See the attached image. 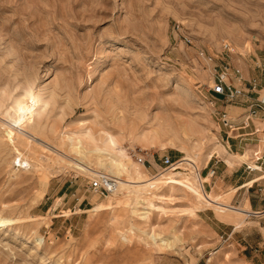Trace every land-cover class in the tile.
Segmentation results:
<instances>
[{"label":"rangeland","instance_id":"obj_1","mask_svg":"<svg viewBox=\"0 0 264 264\" xmlns=\"http://www.w3.org/2000/svg\"><path fill=\"white\" fill-rule=\"evenodd\" d=\"M225 66L228 83L248 89L254 79L255 89L264 88V0H0V216L17 218L0 228V264H264L260 251L253 263L242 257L251 256L244 245L253 250L260 240L255 229L264 236V216L202 207L196 202L201 190L212 192L207 183L192 196L180 185L148 184L139 200L116 183L111 207L94 214L86 209L107 201L88 188L95 175L72 165L79 158L75 151L57 155L38 145L90 129L116 139L135 163L134 150L146 153L148 162L139 164L143 180L170 169L160 162L163 154L177 161L195 158L202 175L211 168L207 152L220 145L225 154L211 162L223 163L235 154L226 140L239 139L217 112L238 124L247 117L237 108L240 97L227 100L211 91L214 75ZM22 97L33 101L24 131L15 122ZM251 121L261 131L236 153L251 156L259 147L261 158L254 159L264 170V122ZM17 151L29 157L28 171L14 163ZM97 156L86 153L84 160L94 165ZM178 170L184 171L173 172ZM259 183L256 206L264 197V180ZM227 188L217 192L228 199ZM158 194L171 200L160 202L153 197ZM232 195L229 203L242 206L243 195ZM142 199L165 209L145 216ZM214 215L241 231L228 238ZM152 229L170 244H152L146 235Z\"/></svg>","mask_w":264,"mask_h":264},{"label":"bare ground","instance_id":"obj_2","mask_svg":"<svg viewBox=\"0 0 264 264\" xmlns=\"http://www.w3.org/2000/svg\"><path fill=\"white\" fill-rule=\"evenodd\" d=\"M25 97L26 96H24V98ZM30 102L33 103V101H31V100L27 102L24 99V100L18 101V103H17L19 115L17 117V120H15V122L17 123V127L20 131H24V129H25V127L21 126L23 119L25 121V117H27V115H32V108L33 107H32V104ZM256 119H258V118H256ZM260 121L262 123L264 122L263 120H260ZM93 131L95 132L96 130L93 129ZM100 131H102V130H100ZM17 132L18 131H15V133H17ZM157 132H159V131L157 130ZM31 133H32V131H31ZM22 134H23V132H22ZM27 135L25 134V136H27ZM29 138H30V140L27 139V141H26L27 148L29 147L31 142H34L33 141L34 140L33 135L30 136ZM182 138H183V136H182ZM142 139H144V136L139 137V140H142ZM25 140H26V138H25ZM98 141L100 142V145L98 144ZM175 142H178V141L175 140ZM175 142H169L168 145L169 144L171 146L176 145ZM35 143H36V141H35ZM178 143H180V142H178ZM115 144H116V139H114L113 137H111L109 135L105 136L101 133L98 135H95L94 133L91 132L90 129H87L86 131L79 132V133H65V132L61 133L59 139L53 145H50L46 142L38 143V145L42 149H45L46 151H49V152H54L56 154L58 153L57 151H59V153H61V154H64V153L68 154V152H70V151H75L77 153V155L79 156V158H72L70 161L76 169L88 172L92 175H97L95 172H98V173L103 172L107 175L115 177V179H116V181L120 187H124V188H127L129 190V194H127V196H130L131 194H133V195H135L136 200L141 199V197H140L141 187L146 186V188H147L148 184L151 185L152 187L156 188V189H159L161 187L170 188V187H173L174 185H180V186H183L188 192H191V196L193 193H194V195L196 193H198L199 189L201 190V188H202L201 187L202 179L200 177L201 171H200V173H198L197 168L199 169V167H195V165H196V164H194L195 158L194 159L188 158V156L183 157V158L179 159V161L174 163L172 166L166 167V169H168V168H170V169L167 170L166 172L164 171L165 173L161 172L159 174H156L154 177H152V179L150 178L151 180L146 181V179H144L145 180L144 181L143 180V174H142V171L140 168V165H143V164L137 162L136 160L135 161L137 164L135 162H133L132 159L129 157V155L123 149H118L115 146ZM23 146H25V144ZM164 146H166V145H164ZM160 148H161V146H160ZM162 148H164V147H162ZM258 148H257V150L252 152L253 157L258 156V154H259ZM103 151L106 152L107 155H103V153H104ZM181 151H183V150H181ZM23 152L17 151L16 154L14 155L13 161L20 169L28 171L29 168L32 166L29 162L30 159L28 160L29 157L27 158L23 154ZM224 152H226V151L220 145L217 146V148L207 152L205 155V158H204L205 164H207V162L214 155H220ZM86 153L87 154L96 153L100 156V158L97 156L98 160L95 161L94 165H91L89 162H86L84 160V158H86ZM254 154H256V156H254ZM233 156H235L238 159V161H240V162L246 161L252 168H259V165H257L254 161L248 160L246 155H241V154L240 155H234L233 154ZM44 157H45L44 155L43 156L41 155L40 158L43 159ZM39 164H41V163H39ZM40 167H42V166L40 165ZM175 169H183L184 171L178 170L176 172H173V170H175ZM123 175H125V178L122 179ZM46 184L39 186V191L37 194L38 200H39V198L41 199L43 197V195L45 194V191H46L47 186H48V184L47 185ZM149 188H150V186H149ZM124 190H126V189H124ZM116 192H117V190L115 188L111 193H109L105 196V199H107V201H99V202L95 203L94 205H92L91 208L86 209V211L97 214V213H101V212L109 209L112 205L110 200L115 196ZM201 192H202L201 193L202 200H199L196 203L201 204L202 207H207V206L218 207V208L223 209L224 211H229L231 213H236V214L242 215L241 209H237V208L230 207L227 205L228 201L224 195H222V194L221 195L206 194L202 190H201ZM225 195H227V194H225ZM123 196H126V195L123 194ZM153 197L156 198L160 202H165L167 200H171V198H169V195H166V194H158V195H154ZM113 199H115V198H113ZM143 201H144V199L141 200L142 205L140 203V207H141V209L145 210L143 212L144 214H146L145 216H147V214L149 212L161 211V210L165 209L162 205H155L150 199L145 200L144 202ZM138 203H135V204H138ZM202 207H201V210H202ZM188 209L190 210V208H188ZM68 214L69 213H67V212L65 213L66 216ZM39 217H43V216H39ZM32 218H34V217H32ZM139 218L142 219L143 217L142 218L139 217ZM16 221H17V218L15 219V218L0 216V228L7 226V225H11V224L15 223ZM146 235H147V238L152 242V244L157 245L160 248H162V247L164 248L165 246H168L170 244L169 238H165L163 236H160V234L155 233V231L153 229L148 231L146 233Z\"/></svg>","mask_w":264,"mask_h":264},{"label":"crops","instance_id":"obj_3","mask_svg":"<svg viewBox=\"0 0 264 264\" xmlns=\"http://www.w3.org/2000/svg\"><path fill=\"white\" fill-rule=\"evenodd\" d=\"M245 92L243 95L240 96L239 98V107L237 108H242L246 111L250 109L251 103L254 101V99L257 97V94H260L261 92L264 91V89H243ZM236 107V106H235ZM255 118H258L260 120L264 121V111L260 110L257 112V115ZM259 127L258 125H256ZM252 126L250 125L249 129H251ZM248 130V129H247ZM257 131H261L260 129L257 128ZM264 134V133H263ZM252 137L246 136L243 137V139H238L237 141H232L227 139L226 140V147L231 150L235 151L232 153H235L234 155H240L241 153H236V152H241L244 151L245 147L248 145V143L244 142L245 140H252ZM261 140H264L261 138ZM241 155H246L248 160L254 161V157L251 155H248V152H245L244 154ZM214 156H220V155H214ZM220 160H212L210 159V167L215 169V172L213 175H210V173H207V171L202 172V175L200 173V177L202 179V183H207V185L210 187L211 193L214 195H221V193H218L217 190L218 188H226L224 190V193L228 195V203L227 205L230 207H234L237 209H241L242 215L243 216H256L261 219L262 216H264V197H259V202L256 206L255 204V197H257V190H254L256 186H258L260 181L264 180V170L263 167L259 165V168H252L246 161L245 162H240L238 159L233 156V155H228L227 159H223V163H219ZM235 162H240L236 163V165L232 166ZM208 163V162H207ZM256 163V162H255ZM257 164V163H256ZM258 165V164H257ZM206 166V165H205ZM204 166V167H205ZM48 187V186H47ZM231 188V189H230ZM47 190V189H46ZM228 190V191H227ZM46 192V191H45ZM264 192V189H263ZM262 192V193H263ZM210 193V194H211ZM232 195L233 197H237V195L242 194L244 197V201L242 202V206H234L229 203V198ZM262 201V202H261ZM94 205V203H93ZM55 204H53L50 207V210L55 209ZM249 209L251 210L250 213ZM261 214V215H254V214ZM62 215H65V213H62ZM69 215V214H68ZM214 218L221 222L223 224L222 226L227 229L228 232V238L230 237H235L236 234L241 231V230H236L234 228V224L232 222H224L220 221L219 219L216 218L214 215ZM241 221V219H240ZM239 222V221H238ZM243 222V219H242ZM209 227L214 230L213 225L209 224ZM259 228H263L260 224ZM257 233L261 234L260 235V240L257 242L253 250H250L252 247L250 244L248 246L244 245L243 248L245 249L246 253H250L251 256H247V254H242V257L250 262L253 263L254 258H259V255L255 252L262 253V256L264 257V236L262 235L260 229H255ZM238 244V243H237Z\"/></svg>","mask_w":264,"mask_h":264},{"label":"built area","instance_id":"obj_4","mask_svg":"<svg viewBox=\"0 0 264 264\" xmlns=\"http://www.w3.org/2000/svg\"><path fill=\"white\" fill-rule=\"evenodd\" d=\"M187 41L189 40L187 39ZM224 48L227 52H231V49L227 45H224ZM200 56L205 58V53L201 51ZM206 58L209 61H211L212 59L210 56ZM234 75L237 77L238 81L241 82L242 79L237 69L235 70ZM228 76H229L228 67L225 66L223 68H220V71L217 72L213 77V85L211 87V91L213 94L222 96L227 100H233L243 95L245 91L243 90L244 88H242L241 85H234L232 83H228L227 82ZM248 82H249L248 89L256 88L257 83L254 79ZM260 110L264 111V91L261 92L260 94H257V97L251 103L250 109L247 111V117L243 121H241L240 124L235 123L233 119H230L225 111H221L220 113L217 111L214 112H217V114H219V120L222 123L223 127L228 129L229 132L238 131L234 135V137L243 139V137L251 136L256 132H258L257 128L251 125L252 124L251 120L252 118L256 117L257 112ZM250 125L253 126L254 128L253 130H247L249 129ZM227 136L229 135L227 134ZM145 154L146 153H142V151L140 150L138 151L134 150L132 156L137 162L145 165L148 162L145 157ZM254 156H256V154H254ZM160 158H161L160 161L161 164L164 165L165 167H170L177 162V160H173L172 157L167 154H163ZM260 158L261 157L256 156V160H259ZM214 172H215L214 168H209L207 171V173H210V175H213ZM116 183L117 181L115 177L107 175L103 172H99L97 175L89 179L88 188L94 193H97L102 196H106L115 189Z\"/></svg>","mask_w":264,"mask_h":264}]
</instances>
